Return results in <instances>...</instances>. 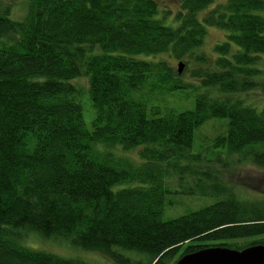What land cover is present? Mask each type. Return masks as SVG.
<instances>
[{
	"label": "trees",
	"instance_id": "1",
	"mask_svg": "<svg viewBox=\"0 0 264 264\" xmlns=\"http://www.w3.org/2000/svg\"><path fill=\"white\" fill-rule=\"evenodd\" d=\"M164 1L0 0V264H93L34 249L31 235L106 264L264 245V202L224 184L235 164L264 169V106L246 99L264 91V0ZM208 27L226 33L215 59ZM163 55L196 65L197 86ZM190 88L194 107L182 111L144 98ZM213 120L225 131L195 150ZM177 194L212 204L172 216Z\"/></svg>",
	"mask_w": 264,
	"mask_h": 264
},
{
	"label": "rangeland",
	"instance_id": "2",
	"mask_svg": "<svg viewBox=\"0 0 264 264\" xmlns=\"http://www.w3.org/2000/svg\"><path fill=\"white\" fill-rule=\"evenodd\" d=\"M226 2V0H216L217 2ZM165 6H172L175 8V0H167L163 2ZM214 7V4L210 5L209 9ZM23 14L22 5L16 8L13 15L14 18ZM258 14L264 16V12H258ZM226 41V33L223 30L218 28L208 27L207 36L204 42V50L209 57L215 59L217 54L214 51V48L217 44L224 43ZM138 58L144 60H151V56H139ZM163 59L169 61V64L178 69L179 63L185 64L184 61H179L171 59L167 55L162 56ZM259 69H262L263 73L261 77H264V59H262L258 65ZM197 69L196 65L192 63H187L183 67L182 77L183 80L187 83H192L197 86V80L192 77L193 71ZM80 87L87 90L82 95V105L84 113V121L86 128L92 129V124L95 119V110L92 106L90 100V95L88 92V79L81 78L76 81ZM204 89V88H203ZM202 91V89L200 90ZM198 91L194 88L183 91H172V92H155L153 94L146 92L144 98L149 101L151 105L169 107L177 111H182L188 107H194L195 95ZM245 96V95H244ZM190 97V99H188ZM249 103L256 104L258 109H261L264 106V91L261 87H258L254 91H250L247 95ZM261 105V106H260ZM225 131L224 123L219 120H213L206 123L201 130L197 131L195 137V150H200L201 147H210L212 140L219 134ZM222 152H225L222 150ZM230 162V159H228ZM225 187L229 189H234L235 193L243 195L244 199L249 202H256L257 204H262L264 202V169L259 168L258 166L246 162L235 164L233 167L229 168L225 174ZM223 186V185H222ZM224 187V186H223ZM216 189H219L216 188ZM220 189H222L220 185ZM209 192H215L214 189L208 187ZM222 190H220L221 192ZM176 201L175 207L171 209V215L177 216L186 214L192 210H198L203 207L209 206L212 204V200L207 195L195 196V195H183L177 194L174 196ZM264 204V203H263ZM168 215V214H167ZM37 236V235H36ZM243 243V241H241ZM29 246L34 249L48 250L54 252L60 256L69 258V257H82L87 262L93 264H106L109 262L105 257L100 255L97 252H89L83 250H73L69 249L70 247L65 244H60L58 241L46 240L37 236L34 237L31 235L29 238Z\"/></svg>",
	"mask_w": 264,
	"mask_h": 264
},
{
	"label": "water",
	"instance_id": "3",
	"mask_svg": "<svg viewBox=\"0 0 264 264\" xmlns=\"http://www.w3.org/2000/svg\"><path fill=\"white\" fill-rule=\"evenodd\" d=\"M179 63L178 71H183ZM177 264H264V245H254L243 250L227 247H209L181 257Z\"/></svg>",
	"mask_w": 264,
	"mask_h": 264
}]
</instances>
